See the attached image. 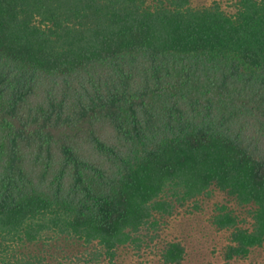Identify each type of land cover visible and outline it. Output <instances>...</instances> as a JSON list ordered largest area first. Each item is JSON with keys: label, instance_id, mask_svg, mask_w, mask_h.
Listing matches in <instances>:
<instances>
[{"label": "trees", "instance_id": "16d2710c", "mask_svg": "<svg viewBox=\"0 0 264 264\" xmlns=\"http://www.w3.org/2000/svg\"><path fill=\"white\" fill-rule=\"evenodd\" d=\"M233 5L0 0V264H181L166 219L216 190L221 264L264 245V0Z\"/></svg>", "mask_w": 264, "mask_h": 264}, {"label": "rangeland", "instance_id": "374dc122", "mask_svg": "<svg viewBox=\"0 0 264 264\" xmlns=\"http://www.w3.org/2000/svg\"><path fill=\"white\" fill-rule=\"evenodd\" d=\"M152 1V0H149ZM214 0H191L192 6L200 7L210 5ZM223 9L227 13H234V0H219ZM225 195L216 190L212 199L202 200V209L200 211H190L179 213L166 219L163 226L162 239L169 241L177 238L182 241L186 247V256L181 264H221L224 247L228 244L230 232L227 230H218L210 223L213 205L215 202H221ZM232 206H235L232 204ZM240 214V208L236 207ZM68 246L63 245L59 250L57 258L65 261L74 254ZM152 264H162L155 257L148 255ZM73 261V260H72ZM135 257L129 250H121L114 264H133ZM235 264H264V245L253 249L247 258L237 259Z\"/></svg>", "mask_w": 264, "mask_h": 264}]
</instances>
